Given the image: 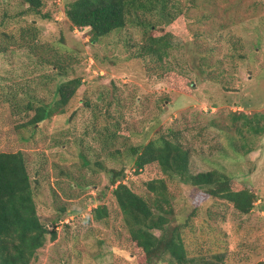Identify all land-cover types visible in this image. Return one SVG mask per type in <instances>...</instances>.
<instances>
[{
  "label": "rangeland",
  "instance_id": "1",
  "mask_svg": "<svg viewBox=\"0 0 264 264\" xmlns=\"http://www.w3.org/2000/svg\"><path fill=\"white\" fill-rule=\"evenodd\" d=\"M74 1L42 0L45 20L19 17L29 7L23 0H0V22L12 17L0 28V45L9 36L18 42L0 53V153H24L38 215L57 231L33 264H146L110 178L122 172L120 182L147 195L145 183L165 176L157 164L136 170L132 148L177 132L191 152L192 173H224L257 201L242 215L201 188L171 180L176 218L192 216L194 239L206 240L210 255L224 251L221 264L264 261V134L244 131L253 147L244 155L236 130L242 114L264 113V0H178L191 7L187 18L149 33L172 35V46L180 45L163 66L154 56L138 58L145 33L133 23L93 41L90 28L75 27L66 16ZM31 23L40 35L34 45L20 37ZM190 33L200 37L192 42ZM72 79L82 86L64 114L22 127L35 116L29 103L54 102L59 85ZM101 205L111 217L92 220Z\"/></svg>",
  "mask_w": 264,
  "mask_h": 264
},
{
  "label": "trees",
  "instance_id": "2",
  "mask_svg": "<svg viewBox=\"0 0 264 264\" xmlns=\"http://www.w3.org/2000/svg\"><path fill=\"white\" fill-rule=\"evenodd\" d=\"M23 1L29 7L19 17L34 14L45 20L50 19L48 14L41 16L42 0ZM190 8L183 7L178 0H76L67 5L66 16L73 26L90 28L93 41L122 31L129 23L140 26L145 33V39L138 58L154 56V60L163 66L169 51L180 45L172 46V35L150 37V30L170 27L181 17L186 19ZM10 20L12 17L6 14L0 22V28L6 27ZM190 35L192 42L200 37L196 33ZM20 37L22 42L34 45L39 41L40 35L36 26L31 23L30 27L24 30L22 28ZM16 44L18 42L15 38L9 36L8 40L1 43L0 47L4 49H0V53H5L6 48ZM58 69L60 74H64L63 66H58ZM176 79L173 77L170 84ZM81 86L80 79L68 80L59 85L54 102L40 105L29 103L26 110L35 111V116L22 127L33 129L55 115L64 114V108ZM185 88L188 89V85ZM238 119L243 120L242 127L236 129L242 135L240 150L247 155L253 151V147L247 143L248 138L243 135L244 131L253 135L264 134V113L242 114ZM131 157L136 170L141 171L157 164L165 176L147 181L145 196L118 180L122 172L113 171L110 178V185L115 186L113 196L116 206L130 238L145 257L146 264L223 263L224 251L217 249L216 253L210 255L207 253V241L194 239L196 226L190 224L192 216L181 222L176 218L168 181L201 188L210 198L232 204L242 215H249L254 210L257 201L255 193L246 187L236 190L233 179L219 171L192 173L191 152L179 140L178 132L173 136L158 135L146 144L132 148ZM32 181L23 152L0 153V264H33L38 259L39 251L45 247L48 237L52 241L57 239V231L49 229L38 215L36 189ZM118 182L120 183L117 185ZM65 211L66 208H61V212ZM111 215V210L101 205L92 211V220L106 221ZM195 246L197 248L192 250L191 247ZM255 264H264V261Z\"/></svg>",
  "mask_w": 264,
  "mask_h": 264
}]
</instances>
